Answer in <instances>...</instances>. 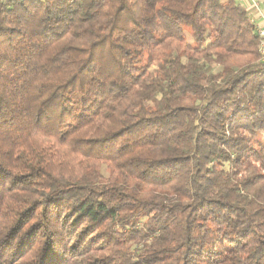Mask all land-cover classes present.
<instances>
[{
	"label": "trees",
	"instance_id": "1",
	"mask_svg": "<svg viewBox=\"0 0 264 264\" xmlns=\"http://www.w3.org/2000/svg\"><path fill=\"white\" fill-rule=\"evenodd\" d=\"M0 264H264L239 1L0 0Z\"/></svg>",
	"mask_w": 264,
	"mask_h": 264
},
{
	"label": "built area",
	"instance_id": "2",
	"mask_svg": "<svg viewBox=\"0 0 264 264\" xmlns=\"http://www.w3.org/2000/svg\"><path fill=\"white\" fill-rule=\"evenodd\" d=\"M248 12L251 23L256 27L260 39V53L264 62V0H237Z\"/></svg>",
	"mask_w": 264,
	"mask_h": 264
},
{
	"label": "rangeland",
	"instance_id": "3",
	"mask_svg": "<svg viewBox=\"0 0 264 264\" xmlns=\"http://www.w3.org/2000/svg\"><path fill=\"white\" fill-rule=\"evenodd\" d=\"M188 39H189V41H191L190 37Z\"/></svg>",
	"mask_w": 264,
	"mask_h": 264
}]
</instances>
